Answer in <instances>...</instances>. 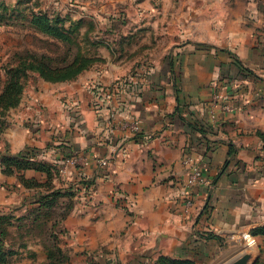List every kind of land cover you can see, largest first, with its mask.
<instances>
[{"label": "crops", "instance_id": "obj_1", "mask_svg": "<svg viewBox=\"0 0 264 264\" xmlns=\"http://www.w3.org/2000/svg\"><path fill=\"white\" fill-rule=\"evenodd\" d=\"M3 1L10 6L22 1L26 8L43 11L88 2ZM252 2L240 0L237 20L231 16L229 22L228 44L258 80L232 77L229 96L216 99L209 89L177 114L171 85L163 82L161 91V83L152 89L149 81L136 80L135 90L122 87L119 81L134 62L109 58L100 70L86 72L74 82H53L38 75L19 106L8 113V125L0 133V183L11 186L0 187V194L14 202L48 189L73 187L74 206L59 226L66 231L62 236L69 257L66 264H156L163 256L196 261L205 255L203 251L220 244L218 240L246 233L257 223V212L263 208L254 207L264 205L260 136L264 134V0ZM252 4L258 6L253 17L247 15ZM248 22H255L256 28L248 27ZM7 68L0 63V94ZM94 82L104 88L120 86L110 108L96 106ZM233 87L240 89L233 92ZM111 108L117 121H136L140 133L111 131ZM194 122L205 126L206 134L196 132ZM28 153L32 161L54 167L51 177L33 169L14 176L4 173L2 155ZM187 157L201 166L210 183L221 175L215 186L183 188ZM102 159H107L106 166L100 164ZM20 175L39 186L25 188ZM190 197L193 208L187 204Z\"/></svg>", "mask_w": 264, "mask_h": 264}, {"label": "rangeland", "instance_id": "obj_2", "mask_svg": "<svg viewBox=\"0 0 264 264\" xmlns=\"http://www.w3.org/2000/svg\"><path fill=\"white\" fill-rule=\"evenodd\" d=\"M106 1L103 0L100 5L99 0H88L86 5L72 2L67 8V4L64 8L61 4L58 8L43 11L36 6L26 8L22 1L18 6H10L0 0V63L8 67L3 72L6 80L2 92L9 80L7 71L20 63H32L36 70L27 71V79L21 80L24 94L26 88L36 82L38 75L41 76L38 68L60 71L52 76L56 80L54 82H74L86 72L100 70L109 58H128L134 65L119 81L122 82L120 86L135 90L134 81L140 84L145 80L150 82L152 89L161 83L158 89L162 91L165 89L162 83L165 82L172 86L177 102L176 113L180 114L181 107L183 110L189 108L187 102L190 99L209 89L213 90L216 99L224 94L229 96L232 77L242 75L246 79L258 80L252 70L254 75L244 71V62L238 51L228 44L229 22L231 16L237 20L238 11L242 8L240 0H110L109 4ZM252 1L256 3V0ZM250 9L252 11L247 9V15L253 17L258 6L252 4ZM100 14L103 18L99 20L96 15L100 17ZM40 16L46 18L42 22L36 21ZM45 24L52 35L41 31L40 26L46 27ZM225 24L226 30L223 29ZM254 24L247 23L252 29L256 28ZM233 65L235 68H232ZM199 67L204 70L200 72ZM67 68V73H61ZM252 86L256 88L253 83ZM232 89L237 92L240 87ZM18 92L17 88L11 93L10 102L16 99ZM19 104L0 112V124L4 126L0 128L8 125V113ZM193 129L202 136L204 134L200 129L205 134L207 132L200 122H194ZM184 165L188 168V174L183 188L189 191L215 186L221 176L210 183L193 158H185ZM228 166H225L223 173ZM196 167L202 171L204 181L190 186L188 180ZM4 173L15 175V172ZM19 179L25 188H36L34 184L23 183L21 175ZM6 185L11 186L0 183L1 188ZM40 199V194H36L29 200L20 197L10 202L4 193L0 194V216L12 215L4 223L0 222L7 233L0 243L5 258V262L0 264H59V248L68 255L62 239L66 231L61 227L51 229L52 223L54 225L63 219L66 200L60 199L53 213H43L37 217L33 211L39 204L33 202ZM187 204L193 208L191 197ZM259 208H263L262 213L257 212V223L249 231L231 233L229 238L218 240L220 244L216 243L212 249L203 251L205 255H200L194 262L229 264L249 254L251 258L248 264H264V205L254 207ZM51 231L57 234L58 244Z\"/></svg>", "mask_w": 264, "mask_h": 264}, {"label": "trees", "instance_id": "obj_3", "mask_svg": "<svg viewBox=\"0 0 264 264\" xmlns=\"http://www.w3.org/2000/svg\"><path fill=\"white\" fill-rule=\"evenodd\" d=\"M43 18L46 17H42L40 16L39 18H36V21L38 20V22H42L41 20ZM46 21H48L46 19ZM46 27H42L40 26L41 31L44 32L45 34H50L52 35V33L50 32L49 26L47 24H45ZM69 70V68H67L65 70V72H61V73H67L66 71ZM27 71H36L33 69V65L32 63H29L28 65L26 64H21L18 67L9 69L7 71V75L9 76V80L4 88V91L0 94V112L1 111H5L8 110L9 108L16 106L23 95V89H24V83L21 82V80L23 79L24 81L27 79ZM37 71L41 74V76H43L45 79L49 80V81H56L53 79V75L56 74L57 72L60 73V71L56 70V71H48L43 69V68H38ZM244 71L248 72L250 75H254V73L252 71H250L249 69L244 68ZM55 72V73H53ZM18 88V93L16 94L17 96L15 97L16 99L13 100L12 102H10L11 100V93H13V91L15 92V90ZM16 104V105H15ZM0 127H4L2 124H0ZM3 129L0 128V133ZM200 131L205 134V131L203 129H200ZM260 136L262 137V139L264 140V134H260ZM231 154H233V150L231 152ZM3 164L5 167V171L8 173H22L23 171H27V170H36V171H40V172H46L50 177H51V170L54 169L53 166H49L48 164H45L43 162H35L31 160V157L29 155V153L27 154V156H25V154H21L18 157L15 156H10V155H4L3 157ZM22 177V176H21ZM22 181L23 183L27 184V185H31L34 184L36 186H39V183L36 181H28L25 180L24 177H22ZM84 185H86L87 187L89 186L90 183L88 182H82ZM74 197H75V193L73 192V187H69L68 189H48L47 192H43L40 193V200L33 202V204H39L37 206V208L33 211L37 213V217L41 214H48V213H53L56 209H57V205L60 199H64L66 200V207L64 208V213H62L64 216H62L63 219L56 221L55 224L51 226V229H56L57 227L60 226V224L62 223V221L69 215V212L72 210L73 206H74ZM6 218H12V215H2L0 216V222L4 223L7 219ZM21 219V218H19ZM1 225V223H0ZM53 238L55 240V243L58 244L57 241H59V239L57 238V234H55L53 231H51ZM7 235L6 233V229H4L3 227L0 226V243L2 242L3 238ZM59 256L58 258L59 260V264H65L68 262L69 257L68 255H66V253H62L61 252V248H59ZM5 259V258H4ZM3 259V252L0 250V263H4L5 260ZM156 264H196L194 261L192 260H181V259H174V258H170V257H160L157 261Z\"/></svg>", "mask_w": 264, "mask_h": 264}, {"label": "built area", "instance_id": "obj_4", "mask_svg": "<svg viewBox=\"0 0 264 264\" xmlns=\"http://www.w3.org/2000/svg\"><path fill=\"white\" fill-rule=\"evenodd\" d=\"M117 85H112L110 87L104 88L99 86L97 83H93L91 85L92 91L95 93V104L97 107L102 108L107 107L110 108V103L117 92ZM116 111L114 109H110L109 115V128L111 131L123 130V131H131L132 133L138 134L141 129L139 124L132 119H124L123 121H117ZM100 164L102 166L107 165V159L100 160ZM204 181L202 171H200L197 167L194 168V171L190 175L188 180V184L190 186H194L197 184H201Z\"/></svg>", "mask_w": 264, "mask_h": 264}, {"label": "water", "instance_id": "obj_5", "mask_svg": "<svg viewBox=\"0 0 264 264\" xmlns=\"http://www.w3.org/2000/svg\"><path fill=\"white\" fill-rule=\"evenodd\" d=\"M251 256L249 254H244L239 258L233 260L229 264H248L250 261Z\"/></svg>", "mask_w": 264, "mask_h": 264}]
</instances>
